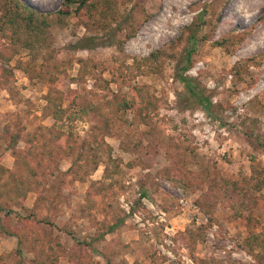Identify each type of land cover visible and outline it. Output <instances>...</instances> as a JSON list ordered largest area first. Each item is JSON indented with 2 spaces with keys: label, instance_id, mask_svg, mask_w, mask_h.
Wrapping results in <instances>:
<instances>
[{
  "label": "rangeland",
  "instance_id": "rangeland-1",
  "mask_svg": "<svg viewBox=\"0 0 264 264\" xmlns=\"http://www.w3.org/2000/svg\"><path fill=\"white\" fill-rule=\"evenodd\" d=\"M19 1L49 26L38 48L20 45L0 62L10 69L0 72V134L9 127L33 135L35 149L91 159L104 118L114 127L102 133L110 158L104 150L95 169L72 176L71 159L58 156L34 189L21 183L24 196L0 139V264H264V249L256 258L243 246L264 235V0H114L102 26L59 14L63 0ZM192 46L183 74L210 98L208 112L177 76ZM50 89L68 109L55 145L44 129ZM139 92L150 102L141 114L124 104ZM176 165L183 186L166 178ZM39 194L52 231L26 220Z\"/></svg>",
  "mask_w": 264,
  "mask_h": 264
},
{
  "label": "trees",
  "instance_id": "trees-1",
  "mask_svg": "<svg viewBox=\"0 0 264 264\" xmlns=\"http://www.w3.org/2000/svg\"><path fill=\"white\" fill-rule=\"evenodd\" d=\"M71 5L75 6L74 9H72ZM71 12H73L86 26H102L106 24L107 20L114 19V15L117 11L114 0H63L58 13L62 15H68ZM48 26L49 22L46 14L39 12L36 8L22 3L19 0H4L3 9L0 13V40L4 42L0 43V62L4 65H7L10 62L12 55L16 52V50H18L20 45L24 46V48L32 50L38 48V46L45 42L47 32L46 29ZM131 36H133V34L128 35V38ZM189 38L193 41L195 35L192 33L189 35ZM10 46L13 47L12 51L10 50ZM192 53L193 46L187 51L184 59L185 65H183L181 70L177 73L178 80L185 87L191 97H193L195 101L201 105L203 110L208 112L211 108L210 98L204 95L203 91L192 82V79L183 74V72L189 66L188 63ZM151 57H154L155 59L159 58L155 52L150 54V58ZM15 66L16 69L25 70L23 63L21 62H17ZM6 70L10 72V69H6L3 66L0 67V72ZM67 92L71 93L69 89ZM137 97H139L138 101L134 100L130 104L124 101V104L132 107L135 105L134 107L138 110V113L141 114V110L144 108L147 109L150 106V102L147 99H143V95L140 94V92L138 93ZM19 100V97L15 99L16 102ZM64 101V97L55 89H50L45 96L44 109L46 110L48 116L53 119V123L49 127H44V129L50 133L48 141L53 145L56 144V141H59L65 136L63 119L66 112H68V109L67 107H63ZM141 120L143 122L147 121L145 116H143ZM112 126L113 123L111 122L110 118H104L102 127L97 129L101 134V140L95 141V145L92 149L93 154L90 155V158L92 157L91 159L84 155H76L74 149L71 147H68V149L65 150L62 146H53L47 152L35 149L33 146L35 137L33 135L30 136L29 133H26L25 136L20 138L18 132L12 133L10 128L6 127L0 134V139L5 142L7 150H10L12 156L14 157V169H10V176L15 181L14 183L19 184L20 188L24 187V184L21 183H25L29 185L28 190L34 189V187H31L30 184H32L31 182H34L35 176L45 170L48 161L55 159L58 156H64L71 159L72 164L66 172L72 174V176H76L80 172L81 168H84L88 165L91 166L93 170L97 167L99 162L98 154L106 150L104 152L107 153L108 158L111 156V149L109 145L102 139V133H104L106 129H110ZM19 140H22L25 143L22 148L18 147ZM84 147L85 145L82 144L81 148ZM81 161L83 163H79ZM172 168L173 169H170L167 172V180H170L174 184L183 186L186 175L184 167L176 165ZM105 169L107 171V168ZM110 175L107 171L104 176L109 178ZM259 176H262L261 173H259ZM261 183L264 184V181H261ZM32 185H34V183ZM24 188L22 196H24L27 192L26 188ZM48 204V199L39 194L31 209L28 210L29 214L28 217H26V220L33 218L39 219L41 224H46L48 226L47 228L52 231L54 228H56L55 224L52 221H47V216L43 215L41 212L48 207ZM38 214H41V217H38ZM43 219L46 221H43ZM110 229L111 227L109 230ZM258 235L260 236L259 233H256L250 238H246L243 245L244 247L246 246L249 253L256 258H259V255L258 253H254L255 248L258 249V252H262L264 249V235L257 238ZM256 238L257 240H255ZM254 240L255 242H253ZM232 264L249 263L233 261Z\"/></svg>",
  "mask_w": 264,
  "mask_h": 264
},
{
  "label": "built area",
  "instance_id": "built-area-1",
  "mask_svg": "<svg viewBox=\"0 0 264 264\" xmlns=\"http://www.w3.org/2000/svg\"><path fill=\"white\" fill-rule=\"evenodd\" d=\"M150 208H153V206H151ZM163 212L162 211H160L159 213H155V215H157L158 216V219H159V221H162L163 220V218H162V216H163ZM135 216H137L136 214H135ZM158 222H156V224H157ZM166 229H167V226H166Z\"/></svg>",
  "mask_w": 264,
  "mask_h": 264
},
{
  "label": "crops",
  "instance_id": "crops-1",
  "mask_svg": "<svg viewBox=\"0 0 264 264\" xmlns=\"http://www.w3.org/2000/svg\"><path fill=\"white\" fill-rule=\"evenodd\" d=\"M14 164V161L12 162V165Z\"/></svg>",
  "mask_w": 264,
  "mask_h": 264
},
{
  "label": "bare ground",
  "instance_id": "bare-ground-1",
  "mask_svg": "<svg viewBox=\"0 0 264 264\" xmlns=\"http://www.w3.org/2000/svg\"><path fill=\"white\" fill-rule=\"evenodd\" d=\"M260 1V0H259Z\"/></svg>",
  "mask_w": 264,
  "mask_h": 264
}]
</instances>
